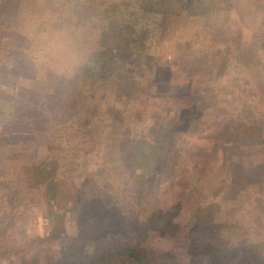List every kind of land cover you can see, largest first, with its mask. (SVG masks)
Segmentation results:
<instances>
[{
    "label": "rangeland",
    "instance_id": "374dc122",
    "mask_svg": "<svg viewBox=\"0 0 264 264\" xmlns=\"http://www.w3.org/2000/svg\"><path fill=\"white\" fill-rule=\"evenodd\" d=\"M261 46L264 0H0V264H9L7 254L60 256L80 228L69 200L76 189L99 203L109 196L135 217L133 147H117L133 141L136 128L153 132L168 106L192 118L174 131L165 168L201 162L214 179L228 160L243 191L236 201L218 200L200 234L229 250L263 241L264 97L247 85L263 77L235 63L256 53L264 63ZM137 48L140 68L129 74L138 77L120 78L117 67L127 68ZM228 48L243 52L232 59ZM238 123L241 135L231 129ZM49 174L59 184L51 201L42 188ZM168 175L157 179L163 202L173 190ZM151 231L143 245L170 252ZM135 232L102 235L130 242Z\"/></svg>",
    "mask_w": 264,
    "mask_h": 264
},
{
    "label": "trees",
    "instance_id": "16d2710c",
    "mask_svg": "<svg viewBox=\"0 0 264 264\" xmlns=\"http://www.w3.org/2000/svg\"><path fill=\"white\" fill-rule=\"evenodd\" d=\"M137 50L140 51V48L131 53L134 57L127 68L126 66L117 67L118 72L115 74L120 78L123 71L126 74L125 77L130 76V80H133V77H138L136 73L129 74L130 66L140 68L138 65L140 55L138 56ZM261 50L264 53V46H261ZM238 51L240 50L228 48L225 53L227 56L233 55L232 59H235ZM145 52L146 50L142 53ZM256 54L254 59L257 57ZM253 58L248 63L239 61L235 63L245 69H241V73L248 71V75L254 79L263 77L262 80L257 81L252 79L247 82V85L252 86L255 90L256 94L253 97L255 95L264 97V63L260 60L254 61ZM211 63L213 66L219 65L215 59H212ZM154 73H156V69L152 68L150 74ZM141 77L142 79L149 78L146 75ZM170 78L171 75H168V80L165 81L167 83L166 91L170 87ZM134 82L136 84L135 80ZM149 86L150 89L153 88V85ZM135 102L139 101L134 98L132 107ZM164 104L165 106L168 104L166 98ZM185 109L180 108L181 112L176 113L175 107L168 106L162 115H155L153 132H148L146 128L145 130L136 128L135 131L138 132L134 133L133 141L129 143L122 141L118 144L117 148L120 149V154L128 145L132 144L133 147V157L131 158L133 174L131 177L129 176V183L134 189L137 200L133 206L141 207L139 210L135 207V217L127 216L123 208L111 202L112 198L109 196L103 197V202L99 203L102 198L92 199L91 191L88 190V200L85 196L86 199L83 198L84 191L76 189L77 191L69 197V200L73 199L72 204H74L70 208L71 214L80 221V228L74 235L73 242L61 250L60 256L48 254L44 260L40 253L39 256L34 255L33 257L26 255L15 257V254H7L5 259L9 264H264L262 254L264 240L256 241V244L249 247L247 251L242 250L243 247L229 250L228 248L214 247L206 234H200L202 231L199 224L202 222L201 218L207 212L216 211L218 200L221 199L223 202L227 197L234 195L232 199L235 198L233 201H236L243 192L238 188L233 164L228 167V160H226V165L219 167V170H222L221 174H217L214 179L208 177L210 172L205 171L206 167L201 162H198L196 166L191 163L183 169L174 161L173 168H165L164 154L169 149L170 144L168 143L170 140L172 141L174 131L178 126L190 123L192 118V114ZM242 127L243 125L239 123L231 125V129L238 132L236 135H241ZM230 143L232 144L233 141L230 140ZM226 168L229 169L228 176L223 174L226 172ZM45 169L47 168L45 167ZM165 174H169L167 178L173 181V190L170 199L163 202L161 185H158L157 179ZM249 175L252 176L251 173ZM252 178H250V182ZM58 185L56 177L52 174L47 175L42 188H44L45 196L49 201L55 198ZM196 194L197 199L194 196ZM79 197L82 198V201ZM224 207V204L218 206L219 209ZM82 209L85 210L84 213H81ZM186 211L189 215L186 220H182L181 215ZM107 229L115 232H126L131 229L134 232L138 231L139 235L137 239L129 242L122 236L113 238L103 236L102 233ZM149 230L156 233L155 235L161 236L169 244L170 252L151 251L143 245L142 242L150 236V232L146 233ZM198 252H204L202 258L198 256Z\"/></svg>",
    "mask_w": 264,
    "mask_h": 264
}]
</instances>
